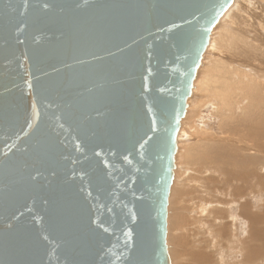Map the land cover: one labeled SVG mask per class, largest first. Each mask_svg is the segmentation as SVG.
<instances>
[{
	"label": "water",
	"instance_id": "95a60500",
	"mask_svg": "<svg viewBox=\"0 0 264 264\" xmlns=\"http://www.w3.org/2000/svg\"><path fill=\"white\" fill-rule=\"evenodd\" d=\"M236 0H0V264H173L178 134Z\"/></svg>",
	"mask_w": 264,
	"mask_h": 264
},
{
	"label": "rangeland",
	"instance_id": "374dc122",
	"mask_svg": "<svg viewBox=\"0 0 264 264\" xmlns=\"http://www.w3.org/2000/svg\"><path fill=\"white\" fill-rule=\"evenodd\" d=\"M182 123L172 263L264 264V0H236L214 30Z\"/></svg>",
	"mask_w": 264,
	"mask_h": 264
},
{
	"label": "bare ground",
	"instance_id": "6f19581e",
	"mask_svg": "<svg viewBox=\"0 0 264 264\" xmlns=\"http://www.w3.org/2000/svg\"><path fill=\"white\" fill-rule=\"evenodd\" d=\"M211 37H212V36H211ZM210 43H211V41H210ZM209 46H210V45H209ZM207 49H208V48H207ZM198 72H199V71H198ZM182 124H183V123H182ZM256 132L258 133L259 131H256ZM178 135H179V134H178ZM257 135H258V137H260V138H261V137H264V130H263L261 133L257 134ZM253 137H254V139H256L255 136H253ZM253 137H252V138H253ZM258 137H257V138H258ZM176 168H177V166H176ZM175 170H176V169H175ZM172 185H173V184H172ZM171 188H172V187H171ZM169 197H170V196H169ZM168 209H169V208H168ZM254 223H255V222H254ZM254 225H255V224H254ZM257 234H258V233H257ZM257 236H258V235H257ZM259 236H261V235H259ZM255 237H256V236H255ZM258 238H260V237H258Z\"/></svg>",
	"mask_w": 264,
	"mask_h": 264
}]
</instances>
